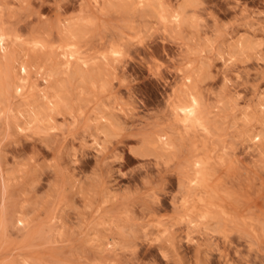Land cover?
<instances>
[{"label": "rangeland", "instance_id": "1", "mask_svg": "<svg viewBox=\"0 0 264 264\" xmlns=\"http://www.w3.org/2000/svg\"><path fill=\"white\" fill-rule=\"evenodd\" d=\"M0 31V264H264V0H0Z\"/></svg>", "mask_w": 264, "mask_h": 264}, {"label": "bare ground", "instance_id": "2", "mask_svg": "<svg viewBox=\"0 0 264 264\" xmlns=\"http://www.w3.org/2000/svg\"><path fill=\"white\" fill-rule=\"evenodd\" d=\"M173 18L179 23L180 22V20H181V17H180V14H176V15H174L173 16ZM174 21V20H173ZM8 36V35H7ZM5 40H6V36H5V34H3V33H1V31H0V43L1 44H4V42H5ZM1 46V45H0ZM2 47V46H1ZM65 56H68L67 54H64ZM63 55V56H64ZM62 56V55H61ZM60 56V57H61ZM82 57V56H81ZM64 65H65V67L68 69H70L71 67V63H70V61H69V59H67V61L64 63ZM64 67V66H63ZM27 66H26V64H21V70H23L24 72L25 71H27ZM21 91V86H18L17 87V93L18 92H20ZM56 106L57 107V105L56 104H54L53 103V106ZM60 105H61V103H60ZM59 105V106H60ZM41 111V110H40ZM183 113H184V120L186 121V120H188V121H191V122H197V121H199V119H200V117H199V115H198V111H197V109H196V106H192V105H189V106H184L183 107ZM36 115H38V114H36ZM40 118V117H39ZM44 119V118H43ZM40 120V119H39ZM183 120V121H184ZM43 122H44V120H43ZM40 124V123H39ZM195 123H193V125H194ZM184 125V124H183ZM165 144V146L167 145L168 147L170 146V144H169V142H165L164 143ZM194 182V181H193Z\"/></svg>", "mask_w": 264, "mask_h": 264}]
</instances>
